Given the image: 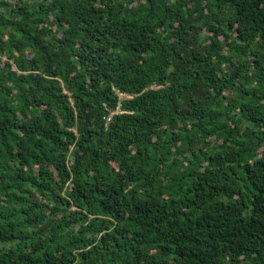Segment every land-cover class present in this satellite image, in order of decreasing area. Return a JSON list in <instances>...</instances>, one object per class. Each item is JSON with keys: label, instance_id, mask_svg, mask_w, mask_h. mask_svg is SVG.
Segmentation results:
<instances>
[{"label": "trees", "instance_id": "obj_1", "mask_svg": "<svg viewBox=\"0 0 264 264\" xmlns=\"http://www.w3.org/2000/svg\"><path fill=\"white\" fill-rule=\"evenodd\" d=\"M0 264H264V0H0Z\"/></svg>", "mask_w": 264, "mask_h": 264}, {"label": "built area", "instance_id": "obj_2", "mask_svg": "<svg viewBox=\"0 0 264 264\" xmlns=\"http://www.w3.org/2000/svg\"><path fill=\"white\" fill-rule=\"evenodd\" d=\"M115 95H116L119 99H123V98H125V96H123L122 94L117 93V92H115ZM116 112H117V111H116ZM111 115H112V113H109V114L106 116V118H105V122H108V121H109Z\"/></svg>", "mask_w": 264, "mask_h": 264}, {"label": "clouds", "instance_id": "obj_3", "mask_svg": "<svg viewBox=\"0 0 264 264\" xmlns=\"http://www.w3.org/2000/svg\"><path fill=\"white\" fill-rule=\"evenodd\" d=\"M113 114V112H111ZM108 115V114H107Z\"/></svg>", "mask_w": 264, "mask_h": 264}]
</instances>
